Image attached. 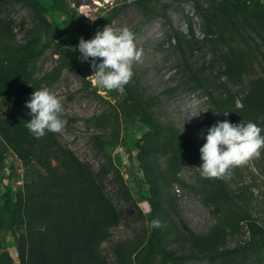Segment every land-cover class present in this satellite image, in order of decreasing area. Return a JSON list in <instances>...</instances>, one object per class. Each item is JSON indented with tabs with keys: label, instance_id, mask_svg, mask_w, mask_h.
Masks as SVG:
<instances>
[{
	"label": "rangeland",
	"instance_id": "rangeland-1",
	"mask_svg": "<svg viewBox=\"0 0 264 264\" xmlns=\"http://www.w3.org/2000/svg\"><path fill=\"white\" fill-rule=\"evenodd\" d=\"M36 1L37 7L24 0H0V144L4 146L0 158V244L10 249L16 237L28 231L19 221L12 224L17 215L14 212L18 211L17 194L24 192L26 183L31 187L34 184L31 192L50 200L51 206L58 200L61 211L55 206L54 214L60 223L74 216L84 223L82 217L87 218L88 212L75 213L61 201L79 194L77 188L66 187L60 180L65 175L62 158L70 160V164L77 161L81 171L91 176L85 177L86 186L88 182L89 187L96 185L117 212L116 221L105 229L104 220L97 223L96 248L101 264H121L114 251L117 241L147 238L146 222L151 211L148 176L155 177V182L172 195L178 208L176 212L166 202L160 217L155 218L161 227L154 229L167 249L199 253L181 216L196 235H220L219 249L259 239L261 233L255 226L257 221L264 229V149L259 159L234 167L231 175L223 178L234 192L241 190L246 197L243 208L250 215L248 220H240L234 209L217 211V202L206 191L207 180L199 174L203 161L198 152L193 160L180 157L173 163L175 156L165 141V126H174L184 137L203 146L207 129L223 121L224 112H228L229 120L230 105L223 100L231 94L239 105L238 98L248 80L264 71V60L260 58L242 71V85L234 78L228 80L219 57L220 48L225 47L221 41L216 42V32H210L218 28L210 23L213 15L207 13L205 0ZM260 3L264 7V0ZM255 12L245 7L236 26L246 36L254 35L259 43L263 30L258 28V34H254L246 21V14ZM99 16L102 17L96 24ZM107 24L128 27L135 34L137 48L143 49L142 61L133 64L134 75L127 85L141 97L153 99L152 110L159 127L156 136L145 138L148 127L139 121H123L117 104L125 97L124 87L106 90L94 86L88 77L93 72L91 58L80 59L76 46L83 35L78 28L94 36ZM175 31L182 34V45ZM42 37L46 43H41ZM28 39L33 40L35 54L28 59L24 73L19 74L16 69L21 51L17 44ZM42 85L61 100L69 138L46 132L36 138L46 148L32 147V157L24 162L10 145L19 138L7 118L22 113L30 121L26 101ZM12 87L19 88L21 96ZM259 127L264 130L263 124ZM137 144L150 145L151 151L138 157ZM29 194L24 192L22 198L26 201ZM52 219L44 208L42 217L35 218L30 227L37 225L47 232L53 226ZM144 244L129 254L130 261H135V254ZM151 264H264V245L248 250L245 258L238 260L204 258L173 263L156 253Z\"/></svg>",
	"mask_w": 264,
	"mask_h": 264
},
{
	"label": "trees",
	"instance_id": "trees-1",
	"mask_svg": "<svg viewBox=\"0 0 264 264\" xmlns=\"http://www.w3.org/2000/svg\"><path fill=\"white\" fill-rule=\"evenodd\" d=\"M24 1L35 7L38 5L36 0ZM205 3L207 5V13L213 15L210 23H213L218 28L210 32L214 34L216 32V42L221 41L225 47V49L223 48L224 50L220 48L219 53L223 71L229 77L228 80L232 81L234 78L233 81L235 83L242 85V80L240 79L242 71L260 58L264 60V17H262L264 7H260V0H205ZM247 6L254 9L255 13H257L255 15L246 14V17L253 18H246L247 25L254 34H258V28L263 30L261 34L262 41L259 43L255 42L254 35L248 37L240 32L236 26L239 14ZM101 17L99 16L96 19V24ZM78 30L85 40L94 37L88 30H84L83 28H78ZM175 32L178 42L182 45L184 41V38L181 37L182 34L178 31ZM54 37L55 35H52L51 39H54ZM234 41L236 44H234ZM241 41H243V44H241ZM32 43L33 40L28 39L24 44H17L19 51H21L16 69L19 74L24 73L28 59L35 54ZM96 59L97 63L101 60V58ZM11 89L16 90L18 95L21 96L22 92H20L19 88L12 87ZM124 92V99L117 104L123 121L126 124L139 121L148 127V130L144 134L145 138L156 136L159 132V127L154 119V111L152 110L153 99L141 97L128 85L124 86ZM238 99L240 100L239 105L236 104L231 94L223 100V103L230 105V108H228L230 113L229 120L226 116H224V120H228L230 123H239L241 120L244 122L251 121L257 126L264 125V71L248 80L247 87L243 89ZM7 120L19 138V140L10 141V145L19 159L24 162L29 161L33 155L32 147L42 146L46 148V144H42L26 128L25 125L28 120L24 118L22 113L10 114ZM165 127L167 129L165 141L172 149L175 158L177 157L176 159L174 158L173 163L180 157L193 160L197 152L200 154L199 149L202 147V144L197 140L193 141L184 137L174 126ZM261 135H264V130H262ZM149 151H151L150 145L137 144L136 155L138 157ZM3 153L4 146L0 144V158H2ZM60 163L64 168L65 174L60 176V180L64 181L66 187L74 186L79 192L77 198H73L72 194L70 197L61 199V201L75 213L82 210V214L88 212L89 216L87 218L82 217V219H85L84 223H81V219L79 220V218L77 220L75 216L72 219L70 217L71 221L60 223L54 214L55 206L58 212L59 210L61 211L58 206V200L51 206L50 200H44V198L31 192L34 184L33 187L29 183L24 184L23 191L30 193L29 199L25 201L22 198L24 192L17 194L18 211L14 212L17 215L13 216L12 224L19 221L26 225L28 231L19 234L10 249L0 244V264H101L102 261L99 259L96 248L95 234L98 229L97 223L104 220L105 229L116 221L118 218L117 212L112 203L96 185L89 187L91 183L88 182L86 186L87 178L85 177L88 176L90 178L91 176L81 171L80 164L77 161L70 164V160L62 158ZM147 179L151 208L149 221L160 217V212L166 202L177 212L178 208L172 195L155 182V177L148 176ZM206 180L209 187L206 191L209 193L210 198L217 202V211L219 209L220 211L234 209V214L239 216L240 220L249 217L248 210L243 208V202L246 200V197L241 190L234 192L223 178H206ZM164 186L167 187V184ZM55 187L58 188V185ZM5 193L7 196L6 200H9V192ZM44 208L45 214L53 217L51 221L53 226L47 232L37 225L30 227L31 224H34L33 220L35 218L42 217ZM70 214L72 216L71 212ZM38 221H40V218ZM181 223L188 230L193 246L199 253H175L164 246L160 235L155 229L151 231L148 229L147 238H138L132 242L130 240L117 241L114 245L117 259L121 264H151L153 256L156 253H160L165 259L173 263H183L190 259L204 258L210 261H215V259L219 258L238 260V257H241V259L245 258L248 250L250 251L255 249L256 246L264 245V229L257 221L255 228L261 233L259 239L246 240L239 246L222 249L218 247L219 243L222 242L220 235H196L187 227L182 216ZM142 242L145 244L135 254V261H130L129 254L135 252V249Z\"/></svg>",
	"mask_w": 264,
	"mask_h": 264
},
{
	"label": "clouds",
	"instance_id": "clouds-1",
	"mask_svg": "<svg viewBox=\"0 0 264 264\" xmlns=\"http://www.w3.org/2000/svg\"><path fill=\"white\" fill-rule=\"evenodd\" d=\"M46 42V38L42 37L41 43ZM76 47L81 54L80 59L88 61L91 58L93 72L88 77H91L92 84L106 90H117L127 85L134 75L133 64L141 62L143 57V49L135 44V34L126 26L107 24L102 31L97 30L91 39L80 37ZM96 58H101L99 63ZM26 107L30 109L32 118L25 126L35 138H42L46 132L69 138L67 120L63 118L64 106L47 86L42 85L33 91ZM224 115L227 116L228 112ZM261 132L262 129L251 121H217L207 129L206 142L199 149L203 161L198 167L200 176L225 178L231 175L234 167L259 159L261 149H264ZM146 227L151 231L161 227V222L152 219L146 222Z\"/></svg>",
	"mask_w": 264,
	"mask_h": 264
}]
</instances>
